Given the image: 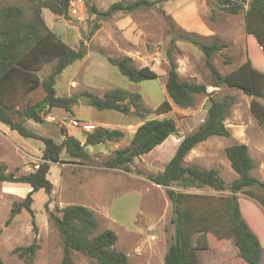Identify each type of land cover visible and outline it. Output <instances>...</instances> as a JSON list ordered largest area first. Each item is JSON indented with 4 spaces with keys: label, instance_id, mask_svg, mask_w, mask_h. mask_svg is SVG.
<instances>
[{
    "label": "rangeland",
    "instance_id": "374dc122",
    "mask_svg": "<svg viewBox=\"0 0 264 264\" xmlns=\"http://www.w3.org/2000/svg\"><path fill=\"white\" fill-rule=\"evenodd\" d=\"M42 1L0 0V7L17 4L30 16V6ZM116 1L120 0H90V3L104 10ZM226 1L166 0L148 9L120 11L107 19H95L94 15L88 14L84 0H70L68 19L44 11L48 27L70 47L77 48L82 41L86 50L82 59L75 60L57 75L54 85L56 93L69 96L88 89L101 94L113 88L137 91L141 94L143 104L151 110L164 99L169 100L164 87L171 38L164 19L166 15L171 18L176 30L194 32L205 42H224L226 47L214 55L212 64L223 74L230 71L247 57L244 10L250 0H230L243 4L244 9L237 14H227L218 9L211 11L214 3L223 4ZM94 22H97V28L89 35L88 30ZM170 52L181 80L209 83L204 55L196 46L187 40L178 39ZM107 56H129L135 67L149 66L158 77L139 83L131 82L106 60ZM52 64L53 61L41 67L38 71L40 79L49 74ZM206 92H213L215 97L225 93L236 97L224 120L230 129V136H212L198 143L185 156L184 164L216 167L225 183L229 184L237 174L224 155V147L233 142H243L248 146L255 163L251 173L264 180V130L250 111L251 97L241 90L228 87L218 89L207 86ZM27 96L31 101H36L42 98L43 90L38 86ZM258 100L264 104V100ZM170 103L171 110L168 113H149L147 118L172 117L177 125V133L170 135L148 153L135 158L130 171L107 168L101 163L114 149L129 143L134 128L140 123L139 118L112 110L98 111L80 97L73 107V115L66 110L53 108L43 124L28 120L25 123L28 129L49 136L56 142L63 138L62 127L70 135L82 140L83 124L92 125L93 128L98 125L119 128L123 130L124 136L118 142L87 146V150L92 153V161L88 163H51L47 174L53 183L51 193L47 194L43 189L32 193L31 208L36 229H33L26 211H21L7 225L4 224L13 201L23 198L30 186L25 183H0V258L3 264H59L62 256L61 236L49 219L48 210L59 214L57 210L61 207L77 203L94 212L99 222L98 232L111 229L116 233L115 247L127 254L129 264H163V256L173 234L172 205L164 188L148 180L147 175L162 171L176 150V138L180 140L204 119L209 99L207 94H197L193 106L188 108ZM72 120H77L78 125H74ZM41 150L40 141L22 138L0 123V164L5 166L6 171H15L17 175L32 171L40 161ZM172 187L181 192L202 195L228 193L216 192L207 186L183 187L177 182ZM238 199L243 217L263 248L260 264H264V208L246 193H238ZM206 238L208 247L197 250L200 264H246L238 257L231 238H221L213 232L208 233ZM32 242L38 244V249L31 261L13 252L14 248ZM72 257L73 264H95L94 260L78 252H74Z\"/></svg>",
    "mask_w": 264,
    "mask_h": 264
},
{
    "label": "trees",
    "instance_id": "16d2710c",
    "mask_svg": "<svg viewBox=\"0 0 264 264\" xmlns=\"http://www.w3.org/2000/svg\"><path fill=\"white\" fill-rule=\"evenodd\" d=\"M162 1L166 0H120L111 3L104 10L97 9L90 0H84V3L87 13L94 15L95 19H107L120 11L148 9ZM69 2L70 0H44L34 3L30 6V16L17 4L0 7V123L22 138L38 140L42 144L40 161L28 173L17 175L15 171H6L5 166L0 164V183H25L30 186L23 198L13 201L4 224L7 225L21 211H26L30 215L33 229H36L31 208L32 193L38 189L51 193L53 184L47 178L51 163H88L92 161V157L87 146L118 142L124 136L123 130L119 128L98 125L90 131H82L83 138L79 140L62 127L63 138L56 142L49 136L28 129L25 126L28 120L43 124L53 108L66 110L73 115V107L80 97L88 106L98 111L112 110L135 116L140 123L134 128L129 143L114 149L101 163L107 168L130 171L135 158L148 153L170 135L177 133V125L172 117L147 118L148 114L168 113L171 110L170 101L180 108L191 107L197 94H207L209 105L204 119L180 139L174 154L161 172L147 175L148 180L164 188L172 205L173 234L164 253L163 264H200L197 250L208 247L206 235L212 232L221 238H231L238 257L246 264H260L263 248L256 233L243 217L238 199V193H246L264 208V180L251 173L255 163L248 146L243 142H233L224 147V155L237 174L229 184L225 183L218 168L184 164V158L198 143L212 136H230V129L224 120L236 97L228 93L215 97L213 92H206L207 86L218 89L235 88L250 96V111L264 130V104L258 100H264V0H250L249 6L244 10L247 57L244 62L224 74L212 64V60L226 44L218 40L205 42L194 32L176 30L173 21L166 15L164 19L171 38L164 87L170 101L164 99L153 110L143 104L139 92L120 88L108 89L101 94L88 89L69 96L56 93L54 85L57 75L75 60L82 59L86 50L82 41L77 48L70 47L46 25L43 12L48 11L51 15L68 19ZM215 9L227 14H237L244 6L241 2L227 0L223 4L214 3L211 11ZM97 25V22L93 23L88 30L89 35ZM178 39L187 40L203 53L210 76L208 84L179 78L170 52ZM106 60L134 83L158 77L149 66L135 67L129 56H107ZM51 61V71L40 79L38 71ZM38 86L42 88L43 96L31 101L27 95ZM175 182L183 187L207 186L216 192L228 193L218 196L185 193L172 187ZM57 211L59 214L48 210V215L61 236L62 256L59 264H73L74 252L89 257L95 264H129L127 254L115 247L116 233L111 229L97 231L99 222L90 208L81 204H69ZM37 249L38 244L32 242L27 246L14 248L13 252L31 261ZM0 264H3L1 258Z\"/></svg>",
    "mask_w": 264,
    "mask_h": 264
},
{
    "label": "built area",
    "instance_id": "2783aa9c",
    "mask_svg": "<svg viewBox=\"0 0 264 264\" xmlns=\"http://www.w3.org/2000/svg\"><path fill=\"white\" fill-rule=\"evenodd\" d=\"M72 122L74 123V125H78L77 120H72ZM92 128H93V126L89 125V124H83L82 125V131H90Z\"/></svg>",
    "mask_w": 264,
    "mask_h": 264
},
{
    "label": "crops",
    "instance_id": "0c3cea01",
    "mask_svg": "<svg viewBox=\"0 0 264 264\" xmlns=\"http://www.w3.org/2000/svg\"><path fill=\"white\" fill-rule=\"evenodd\" d=\"M179 141H180V140L176 138V145H178ZM163 142H164V141H163ZM163 142H162V143H163ZM89 152H90V151H89ZM90 153H91V152H90ZM91 154H92V153H91ZM145 154H146V153H145ZM52 184H53V183H52ZM77 204H78V203H77ZM241 213H242V212H241Z\"/></svg>",
    "mask_w": 264,
    "mask_h": 264
}]
</instances>
